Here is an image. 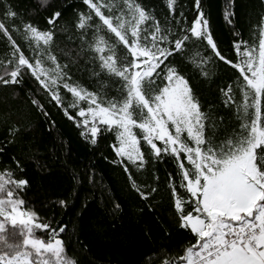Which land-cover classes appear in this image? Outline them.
Here are the masks:
<instances>
[{
	"label": "trees",
	"instance_id": "trees-1",
	"mask_svg": "<svg viewBox=\"0 0 264 264\" xmlns=\"http://www.w3.org/2000/svg\"><path fill=\"white\" fill-rule=\"evenodd\" d=\"M98 2L106 5L101 8L105 16L127 12L123 0ZM135 2L154 18L142 25L150 31L158 22L175 34L190 27L199 15L196 0H176L174 11L168 8L167 0ZM41 3H46V7L42 8ZM199 8L208 21L209 33L227 59L234 62L239 59L234 42L242 44L240 52L259 46L264 28V0H200ZM226 10L232 14L230 21L225 18ZM10 11L16 13L14 18L8 15ZM54 12H60L61 16L53 25L48 19ZM81 13L89 14L83 0H0V23L7 29V32L0 30V74L5 67L11 71L9 61L14 66L21 53L35 64L41 52L43 67L49 70L56 67L47 60L51 53L66 73L51 90L43 88L27 70L19 84L0 85V175L9 179L6 173L10 171L11 179L27 180L26 187L14 198L25 202L26 206L21 205L25 211L35 213L34 224L64 227L57 238L62 239L65 258L73 264H175L185 255L187 247L196 242L194 234L182 227L174 208L173 187L185 200L190 198V193L180 187L181 171L176 158L164 153L155 157L143 141L141 131L134 127L144 161L133 165L116 154L115 131L99 133L96 144L91 143L90 133L87 138L81 135L86 129L78 126L77 121L83 118L77 113L88 107L87 100L80 101L75 109L69 108L75 97L64 87L65 83L77 91L103 97L104 106L107 101L122 103L127 96L125 82L102 68L101 57L114 52L118 66L123 67L126 65L119 62L126 56L131 59L130 53L94 12L90 13L89 26L78 28ZM26 24L41 32H52V41L45 45L43 40L26 35ZM101 36L106 44L99 45L103 52H97L96 41ZM176 38L170 36L173 42ZM16 48L19 52L14 55ZM201 57L210 59L201 64ZM165 63L178 70L197 97L201 112L206 114V138L220 144L239 136L242 124L251 123L255 109H249L247 117L242 109L238 111V106L244 103L240 91L242 77L238 79V70L213 56L206 40L190 38L185 52L172 55ZM157 83L162 87L167 81ZM230 85L235 102L228 105L224 92ZM52 91L59 92L62 104L52 99ZM34 99L43 110L33 104ZM248 102L251 103V97ZM65 108L75 119L65 115ZM261 115L264 118V97ZM156 143L163 148L162 142ZM180 159L186 169L192 168L183 153ZM129 175L145 191L147 199L133 189ZM60 200L66 201L67 207H61ZM185 208L191 212L194 204H186ZM0 221L5 225L2 235L12 242L19 227L1 217ZM50 234V230L41 231L36 238L49 242ZM19 239L17 236L16 240Z\"/></svg>",
	"mask_w": 264,
	"mask_h": 264
},
{
	"label": "snow or ice",
	"instance_id": "snow-or-ice-1",
	"mask_svg": "<svg viewBox=\"0 0 264 264\" xmlns=\"http://www.w3.org/2000/svg\"><path fill=\"white\" fill-rule=\"evenodd\" d=\"M83 3L88 6L89 14H79L77 27H88L92 19L90 13L94 12L108 31L114 33L127 48L131 59L126 56L124 61L119 62L126 66L121 67L118 66V60L114 59V52L101 57L102 68L125 82L127 96L122 103L107 101V106H104L103 97L91 93L81 95L77 88L65 83L64 87L75 97L69 108L75 109L80 101H89L87 111L80 108L77 113L81 118L87 117L77 121L78 126L86 129L81 135L87 138L90 133L91 143L96 144L99 133L115 131L119 145H113L116 154L135 165L137 161H144L140 141L133 131L135 127L141 131L143 141L151 147L155 157L159 158L164 153L176 158L181 171L180 187L190 193V198L185 200L173 187L174 208L182 227L194 234L196 242L187 247L185 255L176 260L175 264H264V118L261 115V99L264 97V38L260 39L258 56L253 50L240 52L242 44L234 42L239 57L234 62L219 51L209 33L208 21L199 8L200 0H196L199 15L191 26L175 34L171 29L160 27L158 22L154 30L143 28L146 21L154 18L135 0H123L127 12L122 11L120 16H105L101 8L106 5H101L98 0H83ZM175 3L176 0H167L171 11H174ZM40 6L46 7V3ZM8 15L14 18L16 13L10 11ZM231 15L226 10V20L230 21ZM60 16V12L52 13L48 23L54 25ZM24 28L26 35L30 34L37 41L43 40L45 45L53 39L52 32L38 31L31 24L24 25ZM0 30L7 32L4 23H0ZM171 35L178 38L173 42ZM261 35L264 37V32ZM190 38L206 40L215 58L238 70V79L242 77L240 91L244 97V103L238 106V111L242 109L247 117L249 109H255L251 123L241 125V134L220 144L205 137L206 114L201 112L199 101L187 80L174 66L165 63L172 55L184 53ZM96 43V51L103 52L104 48L99 45L106 44L104 38L98 37ZM15 52H19V48L14 50V55ZM43 55V52L38 55L35 64L22 53L14 66L9 61L11 71L5 67L0 74V85L19 84L27 70L43 88L53 89L66 73L56 63L57 57L51 53L47 55V60L56 67L52 70L43 67ZM209 59L201 57V64H207ZM202 74L207 75V72L202 71ZM42 76L46 79H42ZM157 81L167 83L161 87ZM224 95L226 104L235 102L231 85ZM250 97L251 103L248 102ZM52 99L58 105L63 103L57 91H52ZM32 102L43 110L39 101L34 99ZM64 111L69 119H75L69 115L68 108ZM185 132L187 141H191L194 147L182 138ZM157 141L163 143V148L157 146ZM181 153L192 165L191 169L185 168L180 159ZM125 171H128L127 167ZM6 175L9 179L0 175V217L18 226L19 231L13 234V241L10 242L2 235L5 225L0 221V264H73L72 260L65 258L62 239L57 238L65 230L64 227L52 228L50 223L34 224V212L18 211L17 207L25 205V202L14 197L26 187L27 180L11 179L10 171ZM129 179L141 198L147 199L145 191L140 189L131 175ZM5 195L7 199L3 198ZM186 204H194L191 212L186 211ZM59 205L67 207V202L60 200ZM49 230V242L36 238L41 231L47 233ZM17 236L19 240H16ZM53 238L54 242H51Z\"/></svg>",
	"mask_w": 264,
	"mask_h": 264
},
{
	"label": "rangeland",
	"instance_id": "rangeland-1",
	"mask_svg": "<svg viewBox=\"0 0 264 264\" xmlns=\"http://www.w3.org/2000/svg\"><path fill=\"white\" fill-rule=\"evenodd\" d=\"M263 32H264V28H263ZM262 38H264V37H262ZM253 51H254V53L258 56V53H259V46L256 48V49H252ZM245 50H243L242 52H244ZM42 79H46V77H41ZM86 93H83V92H81V95H85ZM88 101V100H87ZM88 103H89V101H88ZM88 108V107H87ZM87 108H84L85 109V111H87ZM85 118H87V117H84L83 119H85ZM90 126V125H89ZM171 131H173L174 132V129H171ZM182 138L183 139H185L186 141H187V133L185 132V133H182ZM188 143H189V145L190 146H193L194 147V144L191 142V141H187ZM119 146V145H118ZM11 210V206H9L8 207V211H10ZM17 210L18 211H20V212H27V211H25L21 206H18L17 207ZM2 219H4V217H1ZM25 219H28V216H25L24 217ZM5 220V219H4ZM7 222H9V223H11L9 220H6Z\"/></svg>",
	"mask_w": 264,
	"mask_h": 264
}]
</instances>
